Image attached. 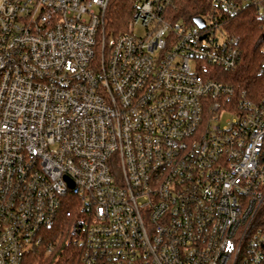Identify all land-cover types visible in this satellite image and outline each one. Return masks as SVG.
Segmentation results:
<instances>
[{
    "label": "built area",
    "instance_id": "built-area-1",
    "mask_svg": "<svg viewBox=\"0 0 264 264\" xmlns=\"http://www.w3.org/2000/svg\"><path fill=\"white\" fill-rule=\"evenodd\" d=\"M109 1L0 0V264L62 217L78 264H264V92L228 27L264 0H138L107 36Z\"/></svg>",
    "mask_w": 264,
    "mask_h": 264
},
{
    "label": "trees",
    "instance_id": "trees-1",
    "mask_svg": "<svg viewBox=\"0 0 264 264\" xmlns=\"http://www.w3.org/2000/svg\"><path fill=\"white\" fill-rule=\"evenodd\" d=\"M138 0H110L104 18V29L114 35L129 31ZM176 18L193 22L197 15L206 13L210 0H175ZM231 32L240 36L244 56L248 65L241 66L234 80H239L244 87L251 86L253 97L264 92V75L259 73V66L264 61V28L253 8L234 17L228 22ZM70 221L62 217L59 222L48 228L43 244L26 254L22 264H78L82 247L80 243L70 240ZM52 244V249L48 246Z\"/></svg>",
    "mask_w": 264,
    "mask_h": 264
},
{
    "label": "rangeland",
    "instance_id": "rangeland-1",
    "mask_svg": "<svg viewBox=\"0 0 264 264\" xmlns=\"http://www.w3.org/2000/svg\"><path fill=\"white\" fill-rule=\"evenodd\" d=\"M134 33L137 34V35H144L145 34V29L143 27H141V26H136L134 28ZM193 64H194V62H193Z\"/></svg>",
    "mask_w": 264,
    "mask_h": 264
},
{
    "label": "water",
    "instance_id": "water-1",
    "mask_svg": "<svg viewBox=\"0 0 264 264\" xmlns=\"http://www.w3.org/2000/svg\"><path fill=\"white\" fill-rule=\"evenodd\" d=\"M195 21H196L197 23H199V24H203L202 19L199 18V17H196V18H195Z\"/></svg>",
    "mask_w": 264,
    "mask_h": 264
}]
</instances>
